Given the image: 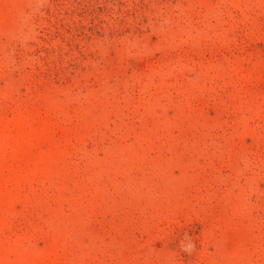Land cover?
Listing matches in <instances>:
<instances>
[{
	"label": "rangeland",
	"instance_id": "rangeland-1",
	"mask_svg": "<svg viewBox=\"0 0 264 264\" xmlns=\"http://www.w3.org/2000/svg\"><path fill=\"white\" fill-rule=\"evenodd\" d=\"M0 264H264V0H0Z\"/></svg>",
	"mask_w": 264,
	"mask_h": 264
}]
</instances>
